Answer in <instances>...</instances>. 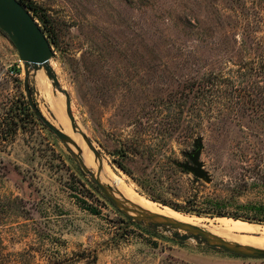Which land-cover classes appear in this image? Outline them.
<instances>
[{
	"label": "rangeland",
	"instance_id": "374dc122",
	"mask_svg": "<svg viewBox=\"0 0 264 264\" xmlns=\"http://www.w3.org/2000/svg\"><path fill=\"white\" fill-rule=\"evenodd\" d=\"M32 1L58 88L0 31V264H264L130 218L88 173L216 237L249 235L221 220L264 236L246 221L264 207V0ZM196 140L209 181L180 167Z\"/></svg>",
	"mask_w": 264,
	"mask_h": 264
},
{
	"label": "water",
	"instance_id": "95a60500",
	"mask_svg": "<svg viewBox=\"0 0 264 264\" xmlns=\"http://www.w3.org/2000/svg\"><path fill=\"white\" fill-rule=\"evenodd\" d=\"M0 31L6 35L9 41L15 47L19 60L23 63L27 76L29 75V70L39 71L43 69L47 77L53 82L54 86L58 88V82L55 73L50 67V60L54 55L51 46L32 14L19 2V0H0ZM24 88L26 90V97L29 102V106L35 112V115L60 141H68L69 139L66 135L43 119L36 106L32 103L28 92L27 77L25 79ZM62 92L66 99L65 104L67 116L71 121L72 128H75L70 109L69 97L64 91ZM89 147L94 155L97 156V153L91 147V145H89ZM201 151L202 144L199 140H196L194 143V151L187 155V159L189 160L190 164L185 163L180 165V167L183 171L191 173L197 179L209 181V175L203 169V164L199 161ZM76 158L81 163V158L79 156ZM81 165L82 167L85 166L83 162ZM88 173L92 178H94L96 185L102 191V193L108 197L115 206H122L125 210L135 214V216H130L132 219L150 221L152 222V228H162L164 231L169 232L172 238L180 242L193 239L204 243L209 247H216L228 253L264 259V251L247 250L240 246H233L219 239L218 237L213 236L192 225L171 221L167 218L154 214H146L141 211L126 209V207H124L122 203H120L117 198L113 196L111 190L101 185V183L98 181L99 171L96 177L93 175V173ZM126 203L129 202H125V204ZM176 230L185 231L187 234L180 235Z\"/></svg>",
	"mask_w": 264,
	"mask_h": 264
},
{
	"label": "bare ground",
	"instance_id": "6f19581e",
	"mask_svg": "<svg viewBox=\"0 0 264 264\" xmlns=\"http://www.w3.org/2000/svg\"><path fill=\"white\" fill-rule=\"evenodd\" d=\"M59 113L60 112H58V114ZM64 122H65V120H63V123ZM64 131L66 132V134L67 133H68V135L70 134V131L68 129H66ZM64 131H63V133H64ZM77 149H81V151H82L81 152V157L83 159H85L90 164L92 169H94L97 166L96 160H93L91 155L84 148L77 147ZM98 171H99V174L102 177L103 184H107V185L109 184V185L112 186L113 190L111 189V187L108 186V189L111 190V193L116 194V196L118 198H121V199L129 202V204L128 203L125 204L126 209H130V210L132 209L134 211H141V212L147 213V214H154V215H158V216H161V217H164V218H167V219L172 217V213H170L168 210L161 209L158 206H156L155 204L140 198L139 196L136 195V193H134L130 189L126 188V189H122V191H121L117 187V186L120 187L121 181L119 179L110 177V175L108 173V170L105 167L104 163H101L99 165ZM121 188H122V186H121ZM174 217L176 218V216H174ZM171 221H175V220H171ZM175 222H180V221L178 220V221H175ZM181 223H183V222H181ZM185 224H187V223H185ZM193 224H195V223H193ZM188 225H190V224H188ZM220 225H221V227L223 229L229 230V231H232V232L248 233L249 235L250 234H255V233L258 232L257 231L258 229L255 226L248 225V224H245V223H241V222H238V221L221 220L220 221ZM205 232H207V231H205ZM207 233L211 234L210 232H207ZM211 235H213V234H211ZM249 235L240 234L239 235L240 237L229 236V237H225V238L224 237H218V238L223 240V241H225L226 243H228L230 245L240 246L243 249L264 251V236L262 235V236H258V237H251ZM213 236H216V235H213Z\"/></svg>",
	"mask_w": 264,
	"mask_h": 264
},
{
	"label": "trees",
	"instance_id": "16d2710c",
	"mask_svg": "<svg viewBox=\"0 0 264 264\" xmlns=\"http://www.w3.org/2000/svg\"><path fill=\"white\" fill-rule=\"evenodd\" d=\"M19 2L32 14L34 19L39 21L40 23L44 22V13L42 12V9H40L32 0H19ZM251 70V69H250ZM253 75L256 77L263 76L264 78V69L262 67L252 68ZM264 96V92H263ZM261 97V96H260ZM258 98V97H256ZM253 98V102H254ZM259 100H262V98H259ZM258 214L254 215L252 219H247L246 221L252 222L254 224H263L264 225V207L255 208ZM219 216H221L219 214Z\"/></svg>",
	"mask_w": 264,
	"mask_h": 264
}]
</instances>
